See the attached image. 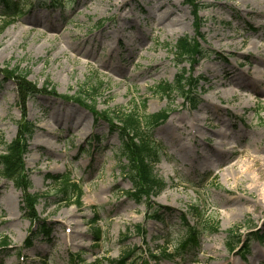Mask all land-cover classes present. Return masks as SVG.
Instances as JSON below:
<instances>
[{"label": "rangeland", "instance_id": "obj_1", "mask_svg": "<svg viewBox=\"0 0 264 264\" xmlns=\"http://www.w3.org/2000/svg\"><path fill=\"white\" fill-rule=\"evenodd\" d=\"M19 1L22 16L0 17V135L6 145L21 122L34 126L23 155L26 193L39 196L34 211L51 232L29 235L37 223L26 217L22 190L0 175V264H107L125 255L123 264H264V237L254 236L264 233V83L251 86L264 81V64L255 76L249 56L236 52L264 60L250 44L264 46V0H192L208 6L196 18L190 0L163 9L157 0ZM165 10L179 21L173 29L156 25ZM198 36L204 59L178 64L177 40ZM183 71L198 79L187 93L194 106L157 88L176 90ZM232 72L241 87L227 96L213 82ZM25 74L35 95L19 92L16 76ZM162 110L168 116L152 141L165 188L139 203L127 194L119 136L103 114ZM62 175L82 189L80 206L62 202L60 183L48 178ZM214 222L218 229H207ZM186 224L200 233L196 249H181Z\"/></svg>", "mask_w": 264, "mask_h": 264}, {"label": "trees", "instance_id": "obj_2", "mask_svg": "<svg viewBox=\"0 0 264 264\" xmlns=\"http://www.w3.org/2000/svg\"><path fill=\"white\" fill-rule=\"evenodd\" d=\"M47 0H41L43 4H46ZM49 2H54V7H59L57 0H49ZM190 6L192 7V15L194 18L198 16V12L208 8L205 5H197L192 0L189 1ZM52 5V4H51ZM23 4L19 0H0V17L2 18H11L14 19L17 16H22ZM200 41V36L197 37V40L189 39L188 37H183L177 40L174 45L173 56L177 59L178 64H182L186 60L194 61L195 56L203 58V53L198 45ZM13 74V73H12ZM186 71L180 73L176 79V90L167 83L158 85V91L160 93H169L178 91L182 95V99L192 106H194V101L192 97H188V92H193L197 86L198 79L194 81H188ZM11 76V73L8 74ZM13 76V75H12ZM18 76V77H17ZM16 78L20 79L18 86L20 87L19 92L22 96H32L37 93V90L34 85L26 81V74L17 75ZM45 88H50V92H54L53 87L49 82L46 81ZM98 88H94L97 90ZM189 94V93H188ZM81 99V98H79ZM141 111H145L146 103H143L139 106ZM101 115V114H100ZM119 117H110L108 114L104 113L103 118L108 122L109 129L116 131L120 140L119 155L125 160L124 172L128 174V178L131 181L132 189L131 192L127 193L129 197L134 198L137 202H141L142 199H145L149 196H156L165 188V183L161 177H158L154 173V165L159 162L158 151L152 141V131L155 127L162 124L167 119V111L162 110L161 112L155 114H145L138 115L137 113H119ZM97 122L98 119H95ZM118 121V126L116 125L113 128L111 122ZM20 124V123H19ZM34 126L27 121L21 122V125H18L19 133L18 138L14 141H11L9 144L3 142L2 136L0 135V144L4 145V151L0 154V175L6 181H10L15 185L17 189H21L23 193V199L25 203V208L28 211L26 212V217L32 220L33 223H37L35 230L29 232V235H34L35 232H39L40 235L48 237L50 234V229L47 227L44 221H39L38 217L34 211V205L37 204L38 195L32 196L27 194L26 191L29 188V183L27 176L24 174V163L23 155L27 149L25 141L26 138H29L32 135ZM54 182L60 183L58 187V193L61 196L62 202H69V204H75L80 206V199L83 195L82 189L74 182L69 180V176H49ZM73 199V201H71ZM159 215L156 213L155 218L159 219ZM184 222V217H182ZM186 238L181 244V249L186 250L189 248H198L199 247V237L200 233L196 232L193 227H188L186 224ZM216 231L218 229V223L214 222L209 224L207 229ZM255 238H263V234L255 233ZM30 243V239H26V245ZM229 244V243H228ZM237 244L233 243L232 246ZM230 247L234 250V247ZM248 247H243L242 253L246 252ZM106 261L107 264H123V259ZM177 256H182L177 255ZM152 258H156L155 256Z\"/></svg>", "mask_w": 264, "mask_h": 264}, {"label": "bare ground", "instance_id": "obj_3", "mask_svg": "<svg viewBox=\"0 0 264 264\" xmlns=\"http://www.w3.org/2000/svg\"><path fill=\"white\" fill-rule=\"evenodd\" d=\"M170 1L171 0H157V3H158L157 8L158 9L165 8V6L170 3ZM243 1H245V0H243ZM172 17H173V11L165 10L163 12V14L158 16V18L156 19V22H157L156 25H158V28H159V25H162L165 27H169L170 29H173L174 26L179 24V21L177 19H173ZM229 39H231L230 44L232 46H237V44L239 43L235 38H229ZM250 44H254V48L257 50L258 53L264 50V46L261 45V46H259L260 47L259 48L257 42H255L253 40L250 41ZM236 52L239 55L238 57L249 56L248 59L252 63V64H249V66L252 69V74H254L256 76L258 73V70H259V66L264 64V60L262 59V56L260 54L259 55H250L249 52L242 51L241 48H238V50H236ZM224 75L228 78L227 80H225V81L215 80V82H213V85L216 89L217 88L225 89V91H226L225 93L227 94V96H233V93H234L233 86L241 87V84H240L241 82H239L240 79L238 77H236L237 74H234L233 72L232 73H224ZM251 81H252L251 86H253L254 90H257L256 87H258V85L264 83V81H261V80H251ZM227 88H229V89L227 90ZM258 91H259V89H258ZM214 96L217 97V93H215ZM49 134H50L49 132H45V135L49 136ZM208 152H210L212 156H214L215 158L218 159V164L222 163V161L224 159L223 155L215 152V150L213 152L208 150Z\"/></svg>", "mask_w": 264, "mask_h": 264}]
</instances>
